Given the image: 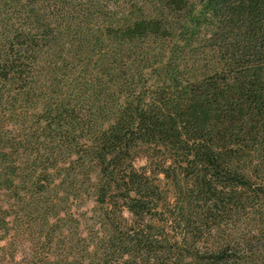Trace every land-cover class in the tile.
<instances>
[{
    "label": "trees",
    "instance_id": "trees-1",
    "mask_svg": "<svg viewBox=\"0 0 264 264\" xmlns=\"http://www.w3.org/2000/svg\"><path fill=\"white\" fill-rule=\"evenodd\" d=\"M259 221L264 0H0V264H247Z\"/></svg>",
    "mask_w": 264,
    "mask_h": 264
},
{
    "label": "rangeland",
    "instance_id": "rangeland-1",
    "mask_svg": "<svg viewBox=\"0 0 264 264\" xmlns=\"http://www.w3.org/2000/svg\"><path fill=\"white\" fill-rule=\"evenodd\" d=\"M144 163L142 157H138L134 160V164L139 166ZM255 225L247 224L242 222V232H244L246 239L242 241V257L247 264H264V222L259 221ZM253 230L255 236L249 237L247 231ZM257 257L258 260H250L251 257Z\"/></svg>",
    "mask_w": 264,
    "mask_h": 264
}]
</instances>
